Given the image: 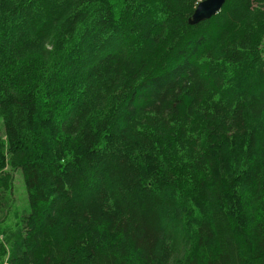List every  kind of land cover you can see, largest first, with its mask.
Listing matches in <instances>:
<instances>
[{
  "label": "trees",
  "instance_id": "1",
  "mask_svg": "<svg viewBox=\"0 0 264 264\" xmlns=\"http://www.w3.org/2000/svg\"><path fill=\"white\" fill-rule=\"evenodd\" d=\"M200 1L0 0L8 264H264V0Z\"/></svg>",
  "mask_w": 264,
  "mask_h": 264
},
{
  "label": "rangeland",
  "instance_id": "2",
  "mask_svg": "<svg viewBox=\"0 0 264 264\" xmlns=\"http://www.w3.org/2000/svg\"><path fill=\"white\" fill-rule=\"evenodd\" d=\"M12 173L13 191L10 187L3 192L0 187V254L4 257L2 264H8L11 254L21 252L23 239L21 219L30 212L22 171L16 170Z\"/></svg>",
  "mask_w": 264,
  "mask_h": 264
},
{
  "label": "water",
  "instance_id": "3",
  "mask_svg": "<svg viewBox=\"0 0 264 264\" xmlns=\"http://www.w3.org/2000/svg\"><path fill=\"white\" fill-rule=\"evenodd\" d=\"M226 0H201L189 19L191 24H197L202 20L209 19L219 13L224 7Z\"/></svg>",
  "mask_w": 264,
  "mask_h": 264
}]
</instances>
